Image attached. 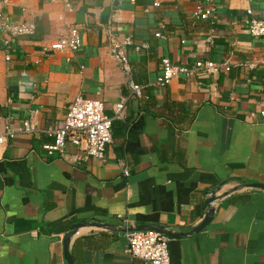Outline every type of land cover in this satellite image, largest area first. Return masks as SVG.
Wrapping results in <instances>:
<instances>
[{"label":"crops","instance_id":"1","mask_svg":"<svg viewBox=\"0 0 264 264\" xmlns=\"http://www.w3.org/2000/svg\"><path fill=\"white\" fill-rule=\"evenodd\" d=\"M69 1L71 11L1 0L3 16L33 22L36 32L5 48L0 31V137L15 132L0 144V264H67L64 238L80 222L188 234L216 188L212 222L170 239L171 264H264V191L245 186L264 185V38L248 29L253 17L264 20V0H215L203 20L197 0ZM71 28L81 37L77 52L47 50ZM128 41L130 73L113 53ZM164 58L230 71L159 87ZM79 96L103 102L109 118L125 101L105 162L80 159L70 145L64 154L45 150ZM26 122L36 130L26 133ZM128 249L126 233L94 226L70 245L75 264H147Z\"/></svg>","mask_w":264,"mask_h":264},{"label":"built area","instance_id":"2","mask_svg":"<svg viewBox=\"0 0 264 264\" xmlns=\"http://www.w3.org/2000/svg\"><path fill=\"white\" fill-rule=\"evenodd\" d=\"M52 3H63L70 11L71 5L69 0H49ZM198 5L195 9L197 18L209 19L213 16L215 8L212 7L215 0H197ZM248 14L253 16V11L249 10ZM62 20V18H60ZM248 29L255 38H264V20L252 18L248 22ZM0 31L8 37L3 40V46L7 48L10 44V38H20L31 36L36 32V25L33 22H24L14 24L8 18L3 16L2 2L0 0ZM156 37H162L161 33L155 34ZM128 41L123 46H115L114 58L120 67L126 73H130L129 58L125 53V46L129 45ZM82 47L81 37L76 28L69 30L68 36L62 37L58 42L52 44L47 50L59 53H75ZM145 47V46H144ZM141 48H136L140 51ZM7 60L9 57L7 56ZM221 71H230L228 63H214L211 61H197L193 68L183 65H177L170 59L162 60V74L157 79L156 84L159 87L169 85L174 79L180 77H191L196 72L206 74H217ZM133 95L142 96L141 86L130 84ZM125 101L116 107L115 118H109L105 113L103 102L95 101L81 96L77 97L69 106L66 118L60 129L50 131L54 142L45 147L48 154H64L67 146H72L83 152L80 159L92 157L100 162L106 161V150L113 143L112 126L113 121L121 118ZM35 125L31 122L24 124L26 133L34 132ZM15 132L7 130L4 136L0 137V144L6 137L13 138ZM121 166H124L122 161ZM124 175L129 176V172L124 170ZM211 196V195H210ZM218 202V201H217ZM215 202L214 205L217 203ZM127 228L128 227V224ZM128 241V252L133 258L141 259L147 264H171L169 253L170 238L155 232H130L126 233Z\"/></svg>","mask_w":264,"mask_h":264},{"label":"water","instance_id":"3","mask_svg":"<svg viewBox=\"0 0 264 264\" xmlns=\"http://www.w3.org/2000/svg\"><path fill=\"white\" fill-rule=\"evenodd\" d=\"M245 186L247 187H251V188H256V189H260L264 191V185L263 184H246ZM220 188H216L212 191L211 196L208 198L207 200V213L205 215L204 220L201 222V224L199 226H197L196 228H194L190 233L188 234H181V233H175L172 231L167 230L165 227L163 226H159V225H137L131 228H127V229H119L116 230L113 226L111 225H102V224H98V223H87V222H80L77 223L75 225H73L69 232L66 234L65 238H64V253H65V260L67 262V264H75V261L73 259V256L70 252V245H71V241L72 238L78 233V231L81 228L84 227H90V226H94V227H100V228H107L109 230H113V231H120V232H124V233H130V232H155V233H159L162 234L170 239H179L182 238L185 235H192L195 233H200L202 232L204 229H206L210 223L213 220V216H214V203L217 202L219 200L218 197V192H219Z\"/></svg>","mask_w":264,"mask_h":264}]
</instances>
